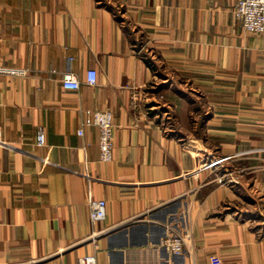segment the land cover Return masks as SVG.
<instances>
[{
    "label": "crops",
    "instance_id": "obj_1",
    "mask_svg": "<svg viewBox=\"0 0 264 264\" xmlns=\"http://www.w3.org/2000/svg\"><path fill=\"white\" fill-rule=\"evenodd\" d=\"M234 3L0 0V65L23 69L0 72V264H264V33ZM187 224L193 252L171 251Z\"/></svg>",
    "mask_w": 264,
    "mask_h": 264
},
{
    "label": "built area",
    "instance_id": "obj_2",
    "mask_svg": "<svg viewBox=\"0 0 264 264\" xmlns=\"http://www.w3.org/2000/svg\"><path fill=\"white\" fill-rule=\"evenodd\" d=\"M234 16L240 20L243 27L252 32L264 33V0H235L233 7ZM19 71L23 69L9 68L0 65V72ZM97 72L95 68H88L85 82L93 84L96 82ZM80 80L71 70H66L61 76V84L64 88L76 90L80 87ZM83 124L95 125L98 128L99 156L103 160L112 157L113 148V121L112 113L109 109H96L83 119ZM77 133L82 134V126L77 128ZM36 142L41 145L45 143V131L43 126H39L36 134ZM219 158L204 161L200 167H210L218 169ZM217 173L219 170H216ZM215 179L219 182L228 183L233 181L229 174H216ZM89 217L91 220L103 219L106 215V200L104 198H90L88 200ZM164 244L173 252L187 251L193 252L195 242L193 240L192 227L187 224L180 229H172L164 239ZM78 264H96L94 254H84L78 257ZM212 264H222L213 262Z\"/></svg>",
    "mask_w": 264,
    "mask_h": 264
}]
</instances>
